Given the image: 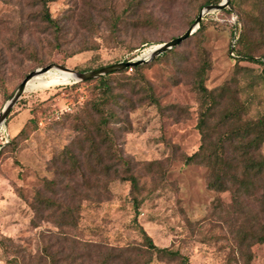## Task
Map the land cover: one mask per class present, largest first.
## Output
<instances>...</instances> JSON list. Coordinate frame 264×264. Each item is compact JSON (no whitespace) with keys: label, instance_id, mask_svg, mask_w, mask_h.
Masks as SVG:
<instances>
[{"label":"rangeland","instance_id":"rangeland-1","mask_svg":"<svg viewBox=\"0 0 264 264\" xmlns=\"http://www.w3.org/2000/svg\"><path fill=\"white\" fill-rule=\"evenodd\" d=\"M125 1L55 0L48 5L57 22V29L52 30L33 19L36 9L28 8L27 0H0V78L4 83L0 86V112L29 72L50 63L73 70L89 60L90 48L103 65L132 60L150 47L182 35L204 8L201 0H176L174 4L141 0L139 15L157 19L155 25L135 28L128 22L112 33L108 25L111 11L119 14ZM242 5L243 17L230 7L225 9L229 13L210 12L201 21L204 29L200 34L190 36L166 56L143 64V75L160 108L141 94L120 92L119 85L111 81L119 96V105H112L119 117L112 128L123 156L138 176L144 174L143 163L159 161L162 165L161 178L141 193L144 197L136 221L154 245L178 249L190 264H243L245 252L251 254L249 264H264V245L241 240L244 235L252 239L262 233L264 219L256 197L243 194L235 201L229 192L217 193L208 188L206 167L184 163L200 144L191 82L202 52L210 62L204 81L207 89L229 85L239 97L242 95L236 91L249 82L251 74L261 72L260 65L238 61L231 52L244 25L250 53L255 60L264 61V22L253 24L247 16L256 14L259 6L254 0H242ZM18 42L22 50L17 48ZM93 86V82H72L25 91L2 125L0 240L12 242L3 240L0 264H11L13 258L19 264H45L44 246L58 257V264H95V253L84 242L139 243L128 183L87 175L83 155L78 160L84 180L74 184L68 177L57 176L51 166L53 156L73 142L74 116L83 117L79 110ZM254 113L252 110L250 116ZM23 127L25 132L19 135ZM11 139L16 147H4ZM260 152L264 158V141ZM45 180L56 183L54 193L47 195L75 208L76 230L56 229L45 220H36L37 226H33V198L43 191ZM45 231L51 234L41 238ZM150 264L169 263L154 259Z\"/></svg>","mask_w":264,"mask_h":264},{"label":"trees","instance_id":"trees-1","mask_svg":"<svg viewBox=\"0 0 264 264\" xmlns=\"http://www.w3.org/2000/svg\"><path fill=\"white\" fill-rule=\"evenodd\" d=\"M53 1L55 0H27V5L32 10L36 9L33 12L34 20L56 30L57 22L52 18L48 8L49 3ZM201 1L200 7H205L217 4L220 0ZM254 1L259 6L258 11L252 16L251 13L247 16L250 17L253 24L264 22V0ZM174 3L176 0H170V4ZM141 7V0H126L124 8L119 14H115L114 10L111 11L108 24L111 32L113 33L128 22L135 28L155 25L157 19L146 14L143 17L139 15ZM229 7L239 16L240 13L242 17L246 14L242 9V0H230ZM223 12L229 13L230 10H223ZM192 23L193 21H190L189 25ZM203 29L204 25L201 22L199 28L191 36L200 34ZM243 29L231 49V52L235 53L233 58L260 65L261 72L255 75L251 74L249 82L245 83L240 91H236L242 95L239 97L233 93L229 85L207 89L204 81L205 74L210 68V62L207 60L205 52H202L191 82V89L195 92L197 101L196 129L200 136V144L192 155L184 159V163L206 167L209 171L208 188L217 193L229 192L235 201L240 200V196L243 194L254 195L259 214L264 219V158L260 152L264 141V61L255 60L250 53L248 34L244 25ZM176 47L171 51H174ZM17 48L23 49L20 42H18ZM90 51L92 54L89 60L73 67L75 72L82 73L109 66L100 64V58L95 54L97 52L94 48H90ZM166 54L164 53L160 57L166 56ZM1 56L5 57L3 53ZM144 68L145 66L142 64L84 81V84L93 82L94 86L90 98L79 110L83 117L74 116L71 130L74 132L75 138L71 144L64 146L51 159V166L58 171L57 176L68 177L73 184L78 181L77 179L84 180V170L78 160L79 155L84 156L87 175L101 176L109 181L129 184L131 207L134 211L133 228L140 235V241L126 246H112L104 242H84L86 249L94 251L95 264H150L154 259L164 260L169 264H190L178 249L160 248L154 245L152 239L136 221L139 205L144 197L141 193L146 192L148 186L154 185L161 178V162L143 163L144 174L142 176L135 174L133 165L123 156L118 147L112 128V125L119 119L112 107L113 104L119 105V96L117 97V94L113 92L111 81L119 85L120 92L127 90L135 95L141 94L144 99L159 107L152 88L143 75ZM128 71H130L129 75H127ZM3 85V79L0 78V86L3 87ZM227 95L229 96L226 97ZM252 110L255 113L250 116ZM25 127L19 132V135L25 132ZM13 140L8 141L4 147L14 149L16 146L13 144ZM84 144L87 145L86 149ZM142 179L146 180L142 182ZM55 186V180H45L43 191L35 193L32 203L34 213L32 224L36 227V220H45L54 225L56 229L76 230L78 226L74 220L75 208L46 194L54 193ZM74 189L76 188L73 186V192ZM262 225L260 235L254 234L252 239H248L244 235L241 240L249 241L251 245L253 243H255L254 245H264V224ZM50 234V231H45L40 234V237L43 238ZM3 240L12 242L9 238L1 239L0 247L3 249L5 248ZM42 250L47 255L45 264H58V257L51 253L48 247L44 246ZM243 257V264H249L251 254L245 252ZM11 264L19 263L13 258Z\"/></svg>","mask_w":264,"mask_h":264},{"label":"water","instance_id":"water-1","mask_svg":"<svg viewBox=\"0 0 264 264\" xmlns=\"http://www.w3.org/2000/svg\"><path fill=\"white\" fill-rule=\"evenodd\" d=\"M229 2H230V0H222L218 4L205 6L199 12L198 16L193 21V23L187 28V30L182 35H180V36H178L172 40H169L167 42H164V43L157 45L158 47L155 48L154 50H152V52L145 59H137L134 61H121V62H117L115 64H112V65H109L106 67H102V68H99L96 70H91V71L82 72V73L75 72V71H73V70H71L65 66L56 65V64H49L45 67L38 68V69L31 71L30 73H28L26 75V77L23 79V81L17 86V88L14 90L13 94L10 96V98L8 99L6 104L4 105L3 109L1 110V112H0V129H1L2 125L4 124V122L6 121V118L10 114L11 109L15 106V104L21 98L23 93H25L27 83L31 79H33L34 77H36L38 75H42L51 69H57L59 71H64V72L70 73L74 77L73 83H78V82H84L87 80L95 79V78H98L101 76H105V75L114 73L116 71H121V70H125L128 68L140 66L144 63L151 61L152 59H154L156 57L161 56L162 54L173 49L174 47L180 45L182 42H184L187 38H189L199 28V25H200V23L203 20V17L205 15H207L208 13L213 12V11H222V10L228 9ZM232 48H233V45L231 46V49Z\"/></svg>","mask_w":264,"mask_h":264},{"label":"bare ground","instance_id":"bare-ground-1","mask_svg":"<svg viewBox=\"0 0 264 264\" xmlns=\"http://www.w3.org/2000/svg\"><path fill=\"white\" fill-rule=\"evenodd\" d=\"M158 46H152L150 49L145 50L142 56H137L132 60H126V61H134L137 59H145L148 57V55L157 48ZM74 80L73 75L70 73L64 72V71H59L57 69H51L48 72L38 75L31 79L26 86V91L27 92H32L36 90H43V89H48L56 86H61V85H68L72 83Z\"/></svg>","mask_w":264,"mask_h":264}]
</instances>
